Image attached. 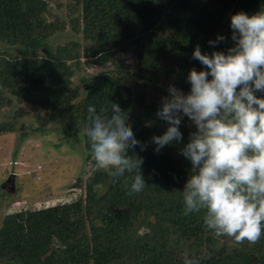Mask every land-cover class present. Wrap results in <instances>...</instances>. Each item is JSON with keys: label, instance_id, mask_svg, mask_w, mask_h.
I'll return each instance as SVG.
<instances>
[{"label": "trees", "instance_id": "trees-1", "mask_svg": "<svg viewBox=\"0 0 264 264\" xmlns=\"http://www.w3.org/2000/svg\"><path fill=\"white\" fill-rule=\"evenodd\" d=\"M65 17L53 14L48 0H0V41L17 51L0 50V111L33 115V131L52 124L63 144H83L90 172L76 201L9 212L0 222V264H264V235L255 244L217 237L203 223L204 213L183 215V190L191 162L180 150L195 125L182 118L183 140L159 153L153 136L168 127L157 111L171 84L185 94L190 71L204 66L193 59L233 46L231 17L264 11V0H66ZM68 27L78 39L53 45ZM223 35L224 41L214 47ZM108 65V66H107ZM107 66L97 74L92 67ZM211 78V77H209ZM264 98V92H256ZM117 103L134 135L146 144L129 150L143 158L146 185L128 195L133 175L113 182L95 168L88 107L112 115ZM32 113V114H31ZM0 124V135L21 130ZM77 186H81L77 182Z\"/></svg>", "mask_w": 264, "mask_h": 264}, {"label": "clouds", "instance_id": "clouds-1", "mask_svg": "<svg viewBox=\"0 0 264 264\" xmlns=\"http://www.w3.org/2000/svg\"><path fill=\"white\" fill-rule=\"evenodd\" d=\"M233 46L227 51L203 53L197 46L193 59L203 70L193 68L187 80L190 92L175 86L161 100L156 115L167 122V130L153 136L157 153L183 140L182 118L195 125L180 154L191 162L184 186L183 215L203 212V223L215 236L230 237L237 243H257L264 235V11L249 16L238 12L231 17ZM220 35L211 46L224 41ZM211 77V78H209ZM112 115L88 107L89 127L85 134L95 160L115 182L124 174L133 175L128 191L140 193L145 185L143 158L130 149L138 145L128 116L119 104ZM185 264H194L185 257Z\"/></svg>", "mask_w": 264, "mask_h": 264}, {"label": "rangeland", "instance_id": "rangeland-1", "mask_svg": "<svg viewBox=\"0 0 264 264\" xmlns=\"http://www.w3.org/2000/svg\"><path fill=\"white\" fill-rule=\"evenodd\" d=\"M48 1L53 14L65 17V8L59 5L66 0ZM82 36L68 27L50 41L53 45L73 39L86 43ZM0 50L17 51L1 41ZM107 66H94L88 71L97 74L109 68ZM170 86L167 84L165 89ZM16 108L0 111V124L13 121L18 127L26 125L28 135L24 136L21 130L0 135V222L9 212L76 201L84 194V183L90 172L83 144H63L67 135L55 124L45 133L33 131L37 126L33 115L15 117ZM77 182L81 186H77Z\"/></svg>", "mask_w": 264, "mask_h": 264}]
</instances>
